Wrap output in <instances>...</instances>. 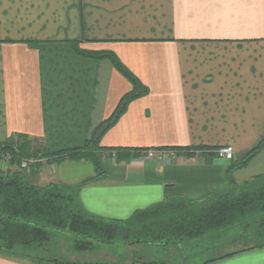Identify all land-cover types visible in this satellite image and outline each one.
I'll return each instance as SVG.
<instances>
[{"label": "crops", "instance_id": "0c3cea01", "mask_svg": "<svg viewBox=\"0 0 264 264\" xmlns=\"http://www.w3.org/2000/svg\"><path fill=\"white\" fill-rule=\"evenodd\" d=\"M73 41L115 53L150 90L103 147L197 151L165 162L142 158L144 151L103 157L105 175L79 194L87 212L126 220L167 200L205 202L233 181L264 176V150L246 167L233 166L264 140V0H0V142L23 135L49 154L83 147L132 91L110 61L77 55ZM227 146L233 160L216 153ZM38 160L29 174L41 186L95 175L88 161ZM10 168L0 160V170ZM198 242L182 246L185 253ZM229 253L203 264H264V249L210 262Z\"/></svg>", "mask_w": 264, "mask_h": 264}, {"label": "trees", "instance_id": "16d2710c", "mask_svg": "<svg viewBox=\"0 0 264 264\" xmlns=\"http://www.w3.org/2000/svg\"><path fill=\"white\" fill-rule=\"evenodd\" d=\"M83 42H71L73 51L82 57L110 61L132 84V91L121 98L109 118L92 130L83 147L49 154L38 146L36 139L23 135H13L6 142H0V160L8 158L11 167L0 170V258L21 264H121L87 259L108 245L173 248L235 231L236 235L241 233V238H251L253 243L210 262L264 249V176L242 184L233 181L231 191L205 202L167 200L138 210L126 220H109L86 211L79 194L82 188L105 175L101 159L115 155L120 160L133 152L144 151L103 147L102 140L129 105L147 96L150 90L115 53L85 50L81 47ZM173 150L187 157L197 153L188 147ZM263 150L264 140L236 162L234 168L246 167ZM24 159L31 162V168L36 167L38 159L48 163L88 161L94 165L95 175L76 184L59 182L41 186L32 181L33 174L20 167ZM66 239L72 242L69 256H65L63 249ZM130 264L170 263L133 260Z\"/></svg>", "mask_w": 264, "mask_h": 264}, {"label": "rangeland", "instance_id": "374dc122", "mask_svg": "<svg viewBox=\"0 0 264 264\" xmlns=\"http://www.w3.org/2000/svg\"><path fill=\"white\" fill-rule=\"evenodd\" d=\"M6 161L9 163L8 159H6ZM236 232L237 231L231 232L229 234L216 235L211 238L201 240V242H198L196 244V247L191 249L189 253H193L194 257L189 256V254L185 253L184 247L182 246L173 248L162 247L159 245H139L136 247H126L122 244H116L103 246L94 254H90V258L86 257V259L88 258L87 261H94L98 259L102 262H120L121 264H130L131 262H133V260H155L165 261L170 264H187L185 259H187L186 256H188L190 264H203L208 258H211L217 254H223L226 252L243 249L249 246V244L253 243L254 240H251V238H241L239 236L241 233L238 232V235H236ZM71 245L72 242L70 239H66L64 241L63 249H65V256H69V254L72 253L70 250ZM180 255L184 263H180ZM172 256H174V258H172Z\"/></svg>", "mask_w": 264, "mask_h": 264}, {"label": "built area", "instance_id": "2783aa9c", "mask_svg": "<svg viewBox=\"0 0 264 264\" xmlns=\"http://www.w3.org/2000/svg\"><path fill=\"white\" fill-rule=\"evenodd\" d=\"M217 155L225 160H233L235 157V151L234 148L231 146H227V147H221L220 149H218L216 151ZM115 157V155H113ZM179 157V152L176 150H165V149H149L147 151H144L142 154V158L144 159H149V160H156V161H160V162H165V161H169V160H173ZM8 159V158H6ZM31 162L30 161H22L20 167L23 170H26L28 172L31 171V167H30Z\"/></svg>", "mask_w": 264, "mask_h": 264}]
</instances>
